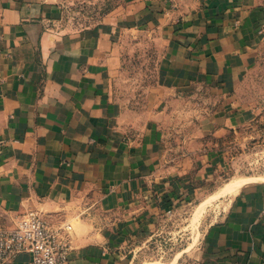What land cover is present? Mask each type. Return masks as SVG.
<instances>
[{
	"label": "crops",
	"instance_id": "crops-1",
	"mask_svg": "<svg viewBox=\"0 0 264 264\" xmlns=\"http://www.w3.org/2000/svg\"><path fill=\"white\" fill-rule=\"evenodd\" d=\"M64 15L62 0H0V228L35 211L72 226L66 264H137L166 212L222 189L239 156L219 145L245 135L264 0H120L78 26ZM140 31L162 47L149 113L114 92L121 41ZM198 99L197 133L173 140L165 106ZM219 200L198 264H264L263 176Z\"/></svg>",
	"mask_w": 264,
	"mask_h": 264
},
{
	"label": "rangeland",
	"instance_id": "rangeland-1",
	"mask_svg": "<svg viewBox=\"0 0 264 264\" xmlns=\"http://www.w3.org/2000/svg\"><path fill=\"white\" fill-rule=\"evenodd\" d=\"M64 21L70 25H83L114 8L120 0H62ZM162 47L154 33L140 31L127 33L119 49V78L115 95L127 108L149 113L163 92L159 87V60ZM243 105L250 116L245 135L221 142L220 148L232 146L239 156L229 166L227 173L213 186V190L246 176L264 178V32L259 43V54L244 81ZM193 106L170 102L165 108L171 114L169 136L183 142L186 135H195L205 113V103L198 99ZM196 105V106H195ZM244 141V143H242ZM240 142V143H239ZM220 143V142H219ZM257 178V179H258ZM247 179V178H242ZM212 191V190H211ZM221 189L207 194L191 204H182L173 210L172 218L165 217L155 230L147 252L138 260L144 264H198L200 239L208 224L213 222L223 208L219 200ZM212 193V192H211Z\"/></svg>",
	"mask_w": 264,
	"mask_h": 264
},
{
	"label": "built area",
	"instance_id": "built-area-1",
	"mask_svg": "<svg viewBox=\"0 0 264 264\" xmlns=\"http://www.w3.org/2000/svg\"><path fill=\"white\" fill-rule=\"evenodd\" d=\"M173 209L166 212L172 218ZM71 225L57 228L37 212L23 214L12 228H0V264L14 260L22 253L32 257L29 264H66L72 250Z\"/></svg>",
	"mask_w": 264,
	"mask_h": 264
},
{
	"label": "bare ground",
	"instance_id": "bare-ground-1",
	"mask_svg": "<svg viewBox=\"0 0 264 264\" xmlns=\"http://www.w3.org/2000/svg\"><path fill=\"white\" fill-rule=\"evenodd\" d=\"M257 178H247V179H234L231 182L227 183L220 192V195L233 194L239 190V188L246 182L257 181Z\"/></svg>",
	"mask_w": 264,
	"mask_h": 264
}]
</instances>
